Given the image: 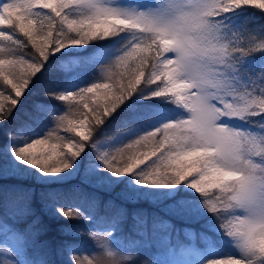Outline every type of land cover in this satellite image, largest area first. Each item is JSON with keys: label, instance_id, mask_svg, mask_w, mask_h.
Here are the masks:
<instances>
[{"label": "snow or ice", "instance_id": "obj_1", "mask_svg": "<svg viewBox=\"0 0 264 264\" xmlns=\"http://www.w3.org/2000/svg\"><path fill=\"white\" fill-rule=\"evenodd\" d=\"M0 132V202L5 177L34 182L10 189L31 223L0 219L20 246L0 240V264H135L123 210L100 216L85 192L118 185L202 221L184 236L215 250L206 264H264V0H0ZM45 212L68 237L88 222L97 247L54 248Z\"/></svg>", "mask_w": 264, "mask_h": 264}, {"label": "trees", "instance_id": "obj_2", "mask_svg": "<svg viewBox=\"0 0 264 264\" xmlns=\"http://www.w3.org/2000/svg\"><path fill=\"white\" fill-rule=\"evenodd\" d=\"M252 18L256 19L257 16L253 15ZM257 59H259V57H257ZM39 99H42V97H31L29 100L25 101L24 106L30 107L31 100ZM49 103L59 107L62 102L49 101ZM64 107H67L66 102H64ZM109 128V134H111L113 125H110ZM61 134L63 135L64 133ZM0 135H2V132H0ZM102 138L105 137H101V139ZM0 140H2V137H0ZM15 177L17 179H15ZM15 177L4 178L3 183L9 191L3 193V199L2 202H0V219H4L6 217L10 222V226L14 224L18 227L26 228L28 224L31 223V218L18 220L16 216L13 215V212L15 211L14 197L10 189L18 184L29 185L34 182L27 178ZM64 183L66 184L69 182ZM71 183H79V180L73 177ZM52 186L57 188L63 187L61 183H57ZM85 192L88 196L95 198L98 202L97 209L100 216H112L118 210H123V217L119 225V235L116 239L120 248L122 250H126L127 254H130L133 257L135 264H163L162 258L167 257L164 256L167 249H172L170 258L167 259L181 260L182 253L186 250L184 247L189 244L184 236V229H193L197 233L202 230V221L200 223H188L185 219L179 216H171L165 212L163 205H157L155 202L149 201L146 197H140L138 199H125L123 196V186L118 185L111 189L85 187ZM37 203H39L38 198ZM134 213L146 214L149 217L150 224L152 216H161L168 221L169 225L172 226V230H169L168 228H161L158 229L157 232L151 233V227L149 226V234H138L137 229L134 227L135 222L132 218ZM44 222L47 224L48 231L44 233L41 238L43 240H47L54 248L59 249L60 245L64 241H69L74 247L81 249L79 255L83 258L88 255V250L93 247H97V244L93 241V239L87 235V231L95 230L90 227L88 222H79L85 231H83L79 236L72 237H68L59 231L60 222L57 221L49 212L44 213ZM12 233L13 232H0V240L6 241L7 246L15 248L10 236ZM197 243L199 244V241H197ZM197 246L201 247L200 252H202V256L207 259L214 254V251L206 246ZM3 255L6 254L0 253V256ZM12 255H20V249H16ZM71 255H73V253L60 254L58 251L56 259L58 261L65 262L66 264L67 259H69ZM92 258L94 260L98 259L95 255H93Z\"/></svg>", "mask_w": 264, "mask_h": 264}, {"label": "rangeland", "instance_id": "obj_3", "mask_svg": "<svg viewBox=\"0 0 264 264\" xmlns=\"http://www.w3.org/2000/svg\"><path fill=\"white\" fill-rule=\"evenodd\" d=\"M102 139H107V137L102 138ZM125 143H127V141H125ZM117 146H119V145H117ZM7 177L13 178L15 176H7ZM15 179H17V178L15 177ZM146 198L149 201L154 202L153 199L148 198V197H146ZM10 236H11V239H12L14 245H15V248L17 250H19L20 246H19L18 242L16 241V239L14 237V233L10 234ZM184 248L186 250L183 251L182 256H181V260L180 259H173V260L167 259V258H170L171 250H172V249H167V251L165 252V255H164V256H167V257L166 258H162L163 259V264H204V262L207 260L206 257L202 256V252H200L201 247H199L197 245H193V244H188ZM213 251H215V250H213ZM205 264H206V262H205Z\"/></svg>", "mask_w": 264, "mask_h": 264}]
</instances>
